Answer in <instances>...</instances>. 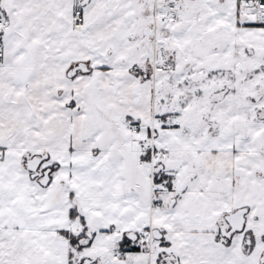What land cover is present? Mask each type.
Instances as JSON below:
<instances>
[{
  "label": "snow or ice",
  "instance_id": "snow-or-ice-1",
  "mask_svg": "<svg viewBox=\"0 0 264 264\" xmlns=\"http://www.w3.org/2000/svg\"><path fill=\"white\" fill-rule=\"evenodd\" d=\"M0 264H264V0H0Z\"/></svg>",
  "mask_w": 264,
  "mask_h": 264
}]
</instances>
